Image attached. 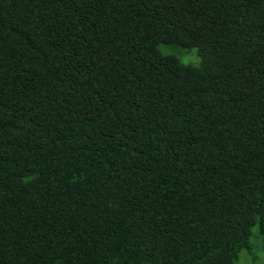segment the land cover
<instances>
[{
  "label": "trees",
  "instance_id": "1",
  "mask_svg": "<svg viewBox=\"0 0 264 264\" xmlns=\"http://www.w3.org/2000/svg\"><path fill=\"white\" fill-rule=\"evenodd\" d=\"M255 225L264 0H0V264H236Z\"/></svg>",
  "mask_w": 264,
  "mask_h": 264
},
{
  "label": "rangeland",
  "instance_id": "2",
  "mask_svg": "<svg viewBox=\"0 0 264 264\" xmlns=\"http://www.w3.org/2000/svg\"><path fill=\"white\" fill-rule=\"evenodd\" d=\"M159 50L166 55H175L184 65L199 66L202 62L196 48L183 49L179 46L161 45ZM250 241L251 249H243L239 254L236 264H264V248L257 225L252 229Z\"/></svg>",
  "mask_w": 264,
  "mask_h": 264
}]
</instances>
